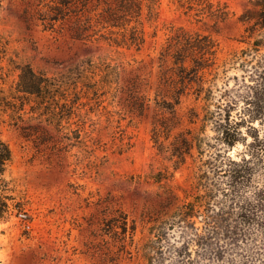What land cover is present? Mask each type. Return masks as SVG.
I'll return each instance as SVG.
<instances>
[{
  "label": "rangeland",
  "instance_id": "1",
  "mask_svg": "<svg viewBox=\"0 0 264 264\" xmlns=\"http://www.w3.org/2000/svg\"><path fill=\"white\" fill-rule=\"evenodd\" d=\"M178 1L157 0L151 14L144 7L146 44L138 51L96 36L77 39L70 23L45 29L38 0H0V141L9 151L0 164V264H237L208 225L217 224L215 201H224L223 212L239 203L232 161L258 167L247 194L256 200L264 191V28L254 27L255 0H212L227 7L224 21ZM179 29L218 44V69L228 72L217 99L227 91L241 132L233 146L223 141L228 113L191 92L181 97L170 136L153 140L154 121L167 118L155 103L158 91L167 92L159 57ZM23 65L81 77L74 114L62 122L42 118L34 97L21 111L5 106L3 98L16 107L22 101ZM181 134L192 150L179 164L172 150ZM118 211L137 225L135 242L126 238L123 250L104 231ZM262 253L250 264H264Z\"/></svg>",
  "mask_w": 264,
  "mask_h": 264
},
{
  "label": "trees",
  "instance_id": "2",
  "mask_svg": "<svg viewBox=\"0 0 264 264\" xmlns=\"http://www.w3.org/2000/svg\"><path fill=\"white\" fill-rule=\"evenodd\" d=\"M178 2L187 11H194L197 15H209L220 21L226 20L230 14L226 6L215 4L212 0H179ZM156 3L157 0H38L37 18L45 29L55 31L60 27L62 30L67 23H70L71 34L77 39L89 40L96 36L117 46L139 51L146 44L144 7L147 6L151 14ZM255 5L259 13L254 27L264 28V0H255ZM254 45L258 47L260 40H256ZM242 53L245 54L244 51ZM243 54L238 57L235 55V59L241 60ZM159 58L160 82L167 92L163 94L162 90L158 91L155 103L162 113L167 114V118L154 121V142H159L161 132L165 133L166 138L170 136L177 123V107L181 103V97L191 92L197 101L202 100L207 105H216L228 113L223 141L233 146L239 140L241 132L237 127L238 121L231 119L229 109L235 107V104L228 99L227 91L221 96L222 100L217 99L218 93L221 92L218 84L220 75L222 73L226 77L228 68L224 67L221 72L218 69L216 40L209 34L191 33L179 29L167 38ZM168 62L170 64L167 65ZM227 64L228 62L225 66ZM261 77L263 80L261 87L264 91V75ZM80 79L71 78L70 75L55 78L37 72L29 65H23L20 68L17 91L24 95L22 103L24 106L29 102L30 97H34L42 118L50 120L53 117L56 122H62L63 118H69L74 114L79 100L75 95L81 89L79 84H82ZM159 96L160 100L157 99ZM2 101H5V106L11 105L12 110L16 108L21 110L19 105L16 107L15 103L7 99L3 98ZM255 145L257 144L252 146L256 147ZM191 150L192 143L188 138L182 134L175 138L172 155L177 158V163H183L185 155L190 154ZM259 150L260 156L263 157L264 148ZM8 160L9 151L0 141V164L3 165ZM259 164L256 163V166ZM257 169L258 167L248 165L246 162H231L229 173L233 177L232 187L239 192V203L236 207H230L223 212L224 201H215L214 207L219 208L217 213L213 207V212L218 217L217 224L215 218L214 224L208 225L209 234L212 230L216 239L222 238L218 242L222 241L223 245L219 246L217 242L218 248L223 250L227 246L224 252H236L237 264H250L256 255L263 254L264 251V191L263 194L256 195L258 196L256 200L254 195L245 192V187H251L249 183ZM234 214L236 217H232ZM228 218L233 220V223H228ZM222 227L227 237L223 236ZM136 230V223L129 222L127 214L119 211L107 220L104 226L105 233L120 239L123 243L122 250L126 249L124 244L126 238H129L130 244L133 245ZM225 240L230 244L224 243ZM207 243L210 244L209 241Z\"/></svg>",
  "mask_w": 264,
  "mask_h": 264
},
{
  "label": "flooded vegetation",
  "instance_id": "3",
  "mask_svg": "<svg viewBox=\"0 0 264 264\" xmlns=\"http://www.w3.org/2000/svg\"><path fill=\"white\" fill-rule=\"evenodd\" d=\"M20 95H21L20 98H21L22 101H21L20 104H19V108H21V110H24V105L22 104L23 101H24V97H23L24 95H23L22 93H20ZM21 110H20V111H21ZM21 118H22L21 115H19V116H18V119L23 120V119H21Z\"/></svg>",
  "mask_w": 264,
  "mask_h": 264
}]
</instances>
